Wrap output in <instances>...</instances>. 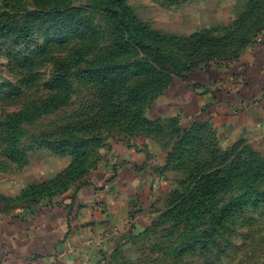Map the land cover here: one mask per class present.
<instances>
[{"label": "rangeland", "instance_id": "obj_1", "mask_svg": "<svg viewBox=\"0 0 264 264\" xmlns=\"http://www.w3.org/2000/svg\"><path fill=\"white\" fill-rule=\"evenodd\" d=\"M263 36L264 0H0V181L63 169L0 193V220L94 179L107 191L129 167L142 190L125 184L113 230L76 264H264V148L209 116L186 124L171 98Z\"/></svg>", "mask_w": 264, "mask_h": 264}, {"label": "crops", "instance_id": "obj_2", "mask_svg": "<svg viewBox=\"0 0 264 264\" xmlns=\"http://www.w3.org/2000/svg\"><path fill=\"white\" fill-rule=\"evenodd\" d=\"M178 84L173 89L177 92L185 87V97L171 98L176 104L180 103L177 113L183 111L186 124L204 114L222 126L221 135L228 131L237 140L245 139L254 147L264 148V36L261 43L236 64L234 72L224 69L201 71L193 74L185 83ZM62 170L44 172L43 181L55 177ZM129 170V167H125L123 174L112 179L109 190L101 191L96 186L98 181L94 179V185L83 188L74 200L59 197L56 199L58 204L41 206L36 218L33 216L35 210L24 216L3 212L0 220V264L78 263L82 254L76 255L74 249L79 244L88 242L90 237L96 240L103 238L102 227L109 228L107 231L113 230L108 226L113 221L108 218L117 215L126 195L125 184L142 190V183L138 185L135 179L127 176ZM33 182L21 185L13 177L6 178L0 181V193L16 197L23 188L41 183ZM70 194L74 197V193ZM135 195L129 199H134ZM102 199L112 204L107 214L102 213V205L98 202ZM72 201L76 206L74 224L69 218ZM87 251L86 248L84 252Z\"/></svg>", "mask_w": 264, "mask_h": 264}, {"label": "trees", "instance_id": "obj_3", "mask_svg": "<svg viewBox=\"0 0 264 264\" xmlns=\"http://www.w3.org/2000/svg\"><path fill=\"white\" fill-rule=\"evenodd\" d=\"M187 79H185V81H186ZM204 115V114H203ZM59 181V179H56L54 182H58ZM54 182H46V183H44V184H42V185H39V186H34V187H29L28 189L31 191V193H35L38 189H40V188H43V189H45L47 186V183H48V185H52V184H54ZM46 186V187H45ZM27 189V190H28ZM27 190H24L23 192H22V195H23V197L24 196H26L28 193H26L27 192ZM34 190V191H33ZM33 191V192H32ZM75 203L74 202H72L70 205H69V209H70V214H69V218H70V221L72 222L73 220H74V217H75Z\"/></svg>", "mask_w": 264, "mask_h": 264}]
</instances>
